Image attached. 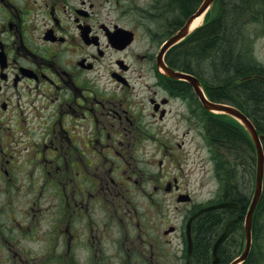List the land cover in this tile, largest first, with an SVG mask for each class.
Listing matches in <instances>:
<instances>
[{"label":"flooded vegetation","instance_id":"af4514ba","mask_svg":"<svg viewBox=\"0 0 264 264\" xmlns=\"http://www.w3.org/2000/svg\"><path fill=\"white\" fill-rule=\"evenodd\" d=\"M174 2L0 0V264H168L176 242L191 263L175 133L204 134L208 111L158 72L182 19L144 32Z\"/></svg>","mask_w":264,"mask_h":264},{"label":"trees","instance_id":"16d2710c","mask_svg":"<svg viewBox=\"0 0 264 264\" xmlns=\"http://www.w3.org/2000/svg\"><path fill=\"white\" fill-rule=\"evenodd\" d=\"M201 1L193 0L189 10L184 8L183 0L179 7L182 13L174 16L177 23L188 17ZM263 21L264 0H215L205 22L166 54L171 67L199 77L212 100L240 108L261 134H264V81L256 74L264 75V65L254 56L255 37L249 25ZM176 84L189 85L186 81ZM212 116L209 114L207 134L219 148L214 157L215 173L224 178L226 184V192L216 201H237L239 205L209 210L197 216L193 224L192 251V262L196 264L211 262L214 242L232 218L230 232L219 246L220 264H228L243 251V218L250 206V192L243 191L246 184L237 168L251 173L257 158L254 144L241 123L229 122L227 115ZM221 147L224 153L220 152ZM226 151L232 154L233 161L225 158ZM256 212L264 214V192L255 215ZM263 233L264 224L258 225L254 220L251 249L241 264H264Z\"/></svg>","mask_w":264,"mask_h":264},{"label":"rangeland","instance_id":"374dc122","mask_svg":"<svg viewBox=\"0 0 264 264\" xmlns=\"http://www.w3.org/2000/svg\"><path fill=\"white\" fill-rule=\"evenodd\" d=\"M182 1L183 0H175V2L169 6L161 4V6H159L160 11H161V16L157 17L156 20L147 24L148 26L147 28H145L144 32L146 34H149L150 31H152L151 28H149L151 26H154V27L156 26V30L158 28L162 29L161 24L167 23L168 16L174 18V16L182 13V10L179 8L181 6ZM187 5L188 3L185 2L184 8H187ZM170 9H172V13H169ZM162 10L165 13H167V17L164 16V13L162 12ZM203 21L204 20H202L201 22ZM249 29L251 30L252 35L255 37L254 56L255 58H257L258 61H261L262 64L264 65V21L262 23L258 22L257 24L255 23V24L249 25ZM157 51L155 54H157ZM106 76H108V74H105V77ZM190 93L192 94V100H191L192 109L194 110V112L198 111L196 115L200 117L201 113H199V106L202 107V105L197 100V98H195L193 93L192 92ZM209 114L214 115V116H221L220 114L213 113V112H209ZM209 114L207 115V118L203 117V122H202V127H203L202 131H204V134L206 133L207 136H204L203 133L202 135H199L201 131L196 132L195 129H192V131L187 135L180 133V132L175 133L179 137L181 142H183V144L185 145L186 151L189 152V153L188 152L186 153V151H184L182 161H183L184 173L190 174L188 175L192 181L190 189L192 190V195L195 198V201L197 203V205L195 206L197 208L216 201L222 195L223 192H226V188L224 186L226 185L224 178L219 177L215 173V163L216 162L214 160V157L215 158L217 157L216 154L219 153L218 151L219 148L217 149L216 142L212 141V139H210L209 135L207 134L208 128H209V124H208ZM227 118L230 119L229 122L236 121V119L233 117L228 116ZM170 120L172 121V124H175L174 117H171ZM221 149L222 151L220 152H223V150H225L222 147ZM226 152L227 153H226L225 158L233 161L234 158L232 154L229 151H226ZM237 170H238V175L241 177V179H243L242 180L243 184H246V187L243 188V191L250 192L249 198L251 202L253 198V193L255 191L256 164L254 167V171L251 173H249L248 170H245L243 172L239 171L238 168ZM263 192H264V189H263ZM2 199L3 197L0 196V201ZM175 203L179 204L180 206L179 210L177 209L175 213L177 215L176 222L177 224H185L187 218H184L183 213L180 211V209L183 208L186 204L185 203L180 204L177 201H175ZM245 214L246 212L244 213V216ZM254 220L258 221V225L264 224V214L259 212L257 215V212H256ZM263 238H264V233H263ZM178 241L180 242L179 239ZM244 243H245V230H244V220H243V247H244ZM32 247L36 249L35 244H32ZM174 249H175V254H176L175 259H173L172 261H165V262L168 264L169 262H174L173 264H185V259L182 253V249H183L182 245L176 242L174 244Z\"/></svg>","mask_w":264,"mask_h":264},{"label":"water","instance_id":"95a60500","mask_svg":"<svg viewBox=\"0 0 264 264\" xmlns=\"http://www.w3.org/2000/svg\"><path fill=\"white\" fill-rule=\"evenodd\" d=\"M213 1L214 0H203L200 6L198 7V9L187 18L184 25L167 40V42L164 44L161 51L159 52L158 65L164 70L165 74H167L168 76L173 77V78H178V79H185L189 81L192 84L196 94L199 96L202 103L207 109L230 114L234 116L235 118H237L239 121H241L253 139V142L255 144L256 151H257L256 185H255V192H254V196H253L249 211L245 217V248L240 256L236 257L229 263V264H240L242 261L246 259L250 251V248H251L253 216H254V212L258 205L259 199L262 194V189H263V177H264L263 139H264V135L259 134L258 129L254 125L252 120H250V118L239 108L231 104H228V103H222V102H216V101L210 100L202 88V82L195 75L188 73V72H184V71L171 68L164 61V55H165L166 50L192 31L191 26L194 20L197 17L207 12V10L210 8ZM259 77L264 80V76H259ZM237 205H238L237 201H223L220 203L206 206L202 208L198 213L211 210V209H216V208L235 207ZM231 222H232L231 220L228 222L226 229L221 233V235L217 238L214 244L213 260L211 264H219L220 262V256L218 254V247L229 234ZM190 223H191V219L189 220L188 230H190ZM189 239H190L189 248L191 249L192 243H191L190 231H189Z\"/></svg>","mask_w":264,"mask_h":264},{"label":"bare ground","instance_id":"6f19581e","mask_svg":"<svg viewBox=\"0 0 264 264\" xmlns=\"http://www.w3.org/2000/svg\"><path fill=\"white\" fill-rule=\"evenodd\" d=\"M201 19H202L201 16L197 17V18L194 20V22H193V24H192V27L195 26V25H197V24H199V22L201 21Z\"/></svg>","mask_w":264,"mask_h":264}]
</instances>
